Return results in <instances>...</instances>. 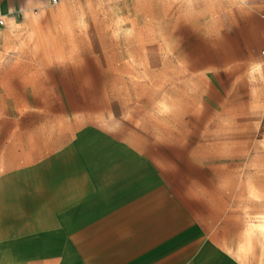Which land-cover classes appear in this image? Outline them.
<instances>
[{"label":"rangeland","instance_id":"1","mask_svg":"<svg viewBox=\"0 0 264 264\" xmlns=\"http://www.w3.org/2000/svg\"><path fill=\"white\" fill-rule=\"evenodd\" d=\"M8 1L26 15L8 42L35 52L0 68V159L47 161L73 179L98 163L107 177L131 171L154 204L213 220L218 250L264 264V0H71L70 20L47 35L33 16L42 0ZM56 230L77 253L35 264H80L85 227ZM3 264L33 263L9 253Z\"/></svg>","mask_w":264,"mask_h":264},{"label":"crops","instance_id":"2","mask_svg":"<svg viewBox=\"0 0 264 264\" xmlns=\"http://www.w3.org/2000/svg\"><path fill=\"white\" fill-rule=\"evenodd\" d=\"M71 2L42 0L44 7L38 6L33 16L44 35L70 20ZM14 4L8 0L0 3V14L6 20L0 24V68L5 70L20 68V60L32 58L35 52L32 44L8 42L18 34L17 25L26 22L22 9L12 7ZM55 34L65 35L62 31ZM46 47L41 52L48 56L52 49ZM41 66L56 64L46 60ZM75 147L83 150L86 143L80 141ZM63 152L67 155L70 149ZM85 155L87 160L98 159ZM100 168L98 163L92 177L86 174L73 179L49 170L47 161L0 159V264L9 253L17 259L26 256L33 264L60 252L71 253L72 259L76 250L64 232L56 229L75 225L85 227L80 264H244L227 250H218L223 243L217 240V231L207 232L206 224L213 225V220L202 221L178 206L154 204L147 193L151 182L138 180L131 171L120 172L115 167L107 177ZM80 180H86L90 193L83 195ZM76 208L82 212L79 223L69 218ZM42 242H48L51 254H40Z\"/></svg>","mask_w":264,"mask_h":264},{"label":"built area","instance_id":"3","mask_svg":"<svg viewBox=\"0 0 264 264\" xmlns=\"http://www.w3.org/2000/svg\"><path fill=\"white\" fill-rule=\"evenodd\" d=\"M52 2H53V3H57L58 0H52ZM5 22H6V20H5V16H4V14H0V24H1V25H4ZM254 52H255L256 54H262V55H264V46L261 47V48H260V47H256V48L254 49Z\"/></svg>","mask_w":264,"mask_h":264},{"label":"bare ground","instance_id":"4","mask_svg":"<svg viewBox=\"0 0 264 264\" xmlns=\"http://www.w3.org/2000/svg\"><path fill=\"white\" fill-rule=\"evenodd\" d=\"M260 222H261V225L264 226V213H263L262 217L260 218Z\"/></svg>","mask_w":264,"mask_h":264}]
</instances>
